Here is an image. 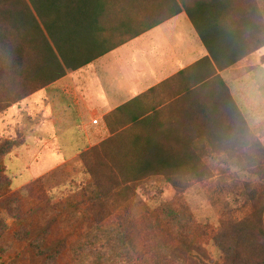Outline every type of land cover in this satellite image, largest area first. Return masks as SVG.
Listing matches in <instances>:
<instances>
[{"label":"trees","instance_id":"obj_1","mask_svg":"<svg viewBox=\"0 0 264 264\" xmlns=\"http://www.w3.org/2000/svg\"><path fill=\"white\" fill-rule=\"evenodd\" d=\"M138 1L0 0V111L17 105L29 94L59 79L64 75L65 69H76L95 58L99 53L98 45L101 41L100 23L104 19L119 20L121 25L129 23L128 17L124 18L125 15L121 17L122 14L118 13L114 14L117 16L108 14L109 9L117 7L128 10L129 7L137 6ZM162 2L166 6L159 18H168L181 9L185 10L212 62L220 70L264 47V20L259 0ZM205 63L210 65L212 74H215L208 58H205ZM216 78L218 86L212 90L213 95L210 98H205V112H200L204 109L197 106L192 113L195 119L202 115L205 117V128H194V131L188 132L205 134L214 148L217 145L221 150L242 147L245 152L255 150L261 153L259 151L264 150L260 144L246 137L248 129L245 119L230 96L228 88L219 77ZM140 116L142 114L131 116L129 127L123 129L122 124L111 128L109 138L80 153L79 159L89 174L90 186L94 187V190L88 195L82 218L76 223L53 237L50 227L56 225L54 219L36 231L34 225L23 215L18 217L21 220L20 227L24 224L31 226L28 234H25L26 238H49L48 256H60L59 260L66 262V258L61 257L64 250L56 253L57 249L63 248L70 238L79 237L82 228L100 229L110 212H113L110 205H107V199L116 187H120L119 183L125 184L122 187H130L127 183L161 176L175 186L180 181L178 176L181 171L189 170L192 174L190 176L202 172L198 169L192 137L178 138L175 141L177 143L155 141L153 137L146 135L157 130L147 126V121H151L156 114L150 113L142 119H139ZM124 134L131 138H125L127 140L123 141L120 152L106 158L104 151L107 145L112 143L118 146V140ZM19 135L18 132L12 137L0 135V197L3 201L15 203L22 198L21 192L26 194L31 187L40 184L33 181L9 195L6 193L11 182L6 174L5 160L7 155L20 145ZM163 135L169 140L168 134ZM114 138H117L116 142H112ZM180 141L182 143H179ZM225 141L226 143H223ZM233 141L236 147L232 145ZM247 161L255 169L257 178L264 180V158L259 160L252 157ZM103 165L104 170H96V166ZM172 188L175 191L183 189ZM250 193L253 195L255 191L251 190ZM165 212L169 217L176 216L171 209ZM154 224L161 234L166 236L167 242L175 244L178 252L196 264H264V202L252 207L244 217L227 219L218 225L210 234V241L218 254L213 259L209 258L206 250L199 244L198 232L187 237L180 232L171 233L169 226L164 222L155 219ZM114 236L118 242L115 248H118L119 244L124 245L129 249V253L140 244L123 214L118 215ZM117 257V253L105 258L100 257L94 264H113ZM154 260L156 264H171L170 260L159 252H156Z\"/></svg>","mask_w":264,"mask_h":264},{"label":"rangeland","instance_id":"obj_2","mask_svg":"<svg viewBox=\"0 0 264 264\" xmlns=\"http://www.w3.org/2000/svg\"><path fill=\"white\" fill-rule=\"evenodd\" d=\"M162 1L164 0H139L137 6L126 10L124 18L127 19V16L128 24L135 26L143 19L153 20V15L144 16V14L148 15L155 10L164 11L166 5ZM233 3L236 5L235 2ZM259 7L264 20V0H259ZM117 9V7L110 8L111 11ZM259 63L264 64V54L259 57ZM258 66L251 67L253 73ZM263 73L264 67L257 71L262 101H264ZM258 108L253 117L246 115L245 122L248 129L246 137L249 140H256L264 150V102L259 104ZM8 110L0 111L3 129L0 135L12 137L17 135V130L9 127L11 121H8L9 116L5 114ZM17 120L20 121L21 130L18 136L20 139L18 145H20H16V148L27 143L30 150H23L25 145L21 150H17L16 157L6 158V174L11 182L6 193L9 195L17 190L14 189L15 187L31 184L33 181H38L40 184L31 187L26 194L21 192L22 198L17 203L3 201L0 197V264H94L98 258L109 257L115 253L118 257L113 264H156L154 260L156 252L170 260L171 264H196L178 252L175 244L166 241V236H163L155 226V219L166 223L171 233L180 232L189 237L198 232L199 244L206 250L209 258L213 259L218 254L212 246L210 234L218 225L227 219L242 218L252 207L264 202V180L257 178L255 169L247 161L252 157L259 160L264 158L262 149L259 151L261 153L255 150L245 152L242 147L235 150H221L218 145L215 148L210 145L208 136L188 132L192 134L189 137L193 138L194 154L198 161V169L202 172L190 176L189 170L181 171L178 176L180 181L175 186L161 176L127 183L130 187H122L125 184L119 183L120 187H116L111 197L107 199V205H110L113 212H110L100 229L82 228L79 237L70 238L63 248L57 249L56 253L64 250L61 257L66 258L65 262L63 259L59 260L60 256H48L47 245L50 241L47 236L45 239L42 236L36 239L26 238L25 234H28L31 226L24 224L20 227L21 220L18 217L23 215L34 225L36 231L54 219L56 225L50 227L53 237L82 218L83 209L87 205L86 199L89 198L88 195L94 187L90 186L89 174L80 159L57 167L40 177L37 175L61 162L63 158L71 156L83 145L78 137L73 140L70 136L63 137V140L67 139L69 143L64 145L62 143V152L56 150L58 145L41 146L36 140L34 142V137L28 135L23 111ZM111 127L115 128V126ZM194 128L191 130L194 131ZM163 131L165 132L164 128L157 129L146 136L153 137L160 143L165 141L177 143L175 138L185 139L186 131L184 132L183 129H176V137L169 140L163 135ZM161 134L163 136H159ZM125 138L131 137L124 134L119 138L118 146L112 143L107 145L104 151L106 158L121 151L123 141L127 140ZM116 141L117 138H114L112 142ZM37 149L43 155L40 163L33 159V153ZM47 150L52 151L47 153ZM191 152L193 154V151ZM96 167V170H104L102 168L104 165ZM262 167L264 169V163ZM172 187H183V189L175 191ZM251 190L255 191L253 195L250 193ZM167 209H171L176 216L169 217L165 212ZM120 214H123L131 224L133 235L140 243L130 253L124 245L119 244V247L115 248L118 242L114 233Z\"/></svg>","mask_w":264,"mask_h":264},{"label":"crops","instance_id":"obj_3","mask_svg":"<svg viewBox=\"0 0 264 264\" xmlns=\"http://www.w3.org/2000/svg\"><path fill=\"white\" fill-rule=\"evenodd\" d=\"M109 13L124 15L126 10L109 9ZM161 14L158 10L145 13L144 16L153 15L154 19H143L136 26L104 19L100 23L101 41L95 58L76 69H65L62 77L6 111L11 121L9 127L18 133L21 128L17 117L23 111L28 135L41 146L58 145L56 150L62 152V143H69L63 137L70 136L73 140L78 137L83 145L37 177L79 159L80 153L111 136V126L129 127L131 116L142 114L139 117L142 119L154 113L156 116L147 121L148 127L164 128L163 133L169 138L176 137V129L186 131L185 138L192 136L188 130L205 128V117L195 119L192 113L197 106L204 109L200 112H205V98H210L218 86L216 76L228 88L244 119L247 120V114L255 115L259 104L264 102L257 78V71L264 67L259 63L264 47L220 70L212 62L185 10L164 19L159 18ZM205 58L209 59L215 74ZM252 66H258L254 73ZM1 122L0 119V131ZM26 144L13 149L6 158L16 157L17 150ZM27 149L30 150L26 145L23 150ZM42 158L37 149L33 159L40 163Z\"/></svg>","mask_w":264,"mask_h":264}]
</instances>
